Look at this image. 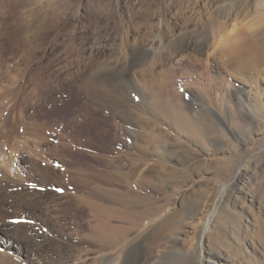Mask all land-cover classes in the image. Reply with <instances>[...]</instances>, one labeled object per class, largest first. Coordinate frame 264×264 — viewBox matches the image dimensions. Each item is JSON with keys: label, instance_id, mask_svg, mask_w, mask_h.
Masks as SVG:
<instances>
[{"label": "rangeland", "instance_id": "374dc122", "mask_svg": "<svg viewBox=\"0 0 264 264\" xmlns=\"http://www.w3.org/2000/svg\"><path fill=\"white\" fill-rule=\"evenodd\" d=\"M263 101L264 0H0V250L264 264Z\"/></svg>", "mask_w": 264, "mask_h": 264}, {"label": "bare ground", "instance_id": "6f19581e", "mask_svg": "<svg viewBox=\"0 0 264 264\" xmlns=\"http://www.w3.org/2000/svg\"><path fill=\"white\" fill-rule=\"evenodd\" d=\"M236 8V6H233ZM238 8V7H237ZM232 8H228L227 11H225L223 13V16L224 17H229L230 14L232 13L231 12ZM230 12V13H229ZM229 13V14H228ZM152 48V47H151ZM170 55V54H169ZM155 58V57H154ZM153 58V59H154ZM139 59V58H138ZM245 72V71H244ZM100 76V75H99ZM250 79V78H249ZM255 81V80H254ZM106 87V86H105ZM107 89V88H106ZM264 102V101H263ZM263 105V104H262ZM256 113L258 115V120L260 121V123H262V119L264 118V109L262 108H257L256 109ZM243 116V115H242ZM176 120L179 122V126H180V129H182L183 131H185L188 135L190 136H193V137H197V136H203L204 134H202V131L197 127V125L195 123H193L190 119L189 116L185 115V114H182V113H179L177 114L176 116ZM174 118V117H173ZM259 124V123H258ZM261 127V126H260ZM257 131V130H256ZM264 154V153H263ZM230 169V164L229 163H223V165L221 166V170L223 171H227ZM40 175V174H39ZM45 176V175H44ZM76 176V175H75ZM73 177V176H72ZM48 181V180H47ZM93 182V181H92ZM45 183V182H44ZM49 193V192H48ZM36 194V193H35ZM19 196V195H18ZM118 200L122 203L125 204V202H127L128 200V197L126 196V194L124 193H119L118 195ZM29 198V197H28ZM47 198V197H46ZM35 201V200H34ZM40 204V203H39ZM23 205V204H22ZM34 205V203H33ZM115 205V204H114ZM122 206V205H121ZM107 214L110 213L111 216H112V219L116 218V219H121V220H124L126 221L127 220V216H128V211L125 210V211H120L119 209L115 208V209H107L106 210ZM99 218V217H98ZM102 218V217H101ZM114 221V220H113ZM117 221V220H115ZM121 222V221H120ZM99 224L100 225H105L106 227H109L108 229V234L107 236H110L114 239H117L120 234H122V232L124 231V227L121 226V225H118V224H111L109 223V220L107 219H101L99 221ZM109 224V225H108ZM102 228V227H101ZM106 236V235H105ZM23 237V236H22ZM44 241V240H43ZM42 241V242H43ZM41 242V241H40ZM40 242H38V244H36L37 247L41 248V244L40 245ZM41 242V243H42ZM45 244V243H44ZM11 246V245H10ZM9 246V247H10ZM45 248V247H44ZM1 249V247H0ZM10 250V249H9ZM6 251V250H5ZM4 250H0V262L2 264H19V258L16 256V255H13L12 253L10 252H5ZM22 251V250H21ZM44 253V252H42ZM64 257V256H63ZM119 258V257H118ZM118 260V259H117ZM47 262V261H46ZM48 264V263H47Z\"/></svg>", "mask_w": 264, "mask_h": 264}, {"label": "snow or ice", "instance_id": "6c2138e0", "mask_svg": "<svg viewBox=\"0 0 264 264\" xmlns=\"http://www.w3.org/2000/svg\"><path fill=\"white\" fill-rule=\"evenodd\" d=\"M33 187H35V185H33ZM56 191H58V192H62L63 189H62V188H57ZM16 222H18V221H16Z\"/></svg>", "mask_w": 264, "mask_h": 264}]
</instances>
